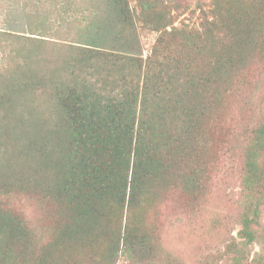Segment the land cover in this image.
<instances>
[{
  "label": "trees",
  "instance_id": "trees-1",
  "mask_svg": "<svg viewBox=\"0 0 264 264\" xmlns=\"http://www.w3.org/2000/svg\"><path fill=\"white\" fill-rule=\"evenodd\" d=\"M28 3L0 12V264H159L161 211L196 235L221 156L236 151L239 228L221 257L264 264V0H199L200 27L170 30L158 0H97L90 14ZM137 7L165 29L144 64ZM238 100L251 116L236 129Z\"/></svg>",
  "mask_w": 264,
  "mask_h": 264
},
{
  "label": "rangeland",
  "instance_id": "rangeland-1",
  "mask_svg": "<svg viewBox=\"0 0 264 264\" xmlns=\"http://www.w3.org/2000/svg\"><path fill=\"white\" fill-rule=\"evenodd\" d=\"M27 2V0H21V2ZM29 6L38 8L45 14L50 9H53L54 3H59L60 0H28ZM97 0H73L77 8H81L85 11V14H90L94 11L93 3ZM159 10L165 17V4L167 10L170 12L171 19L173 20L171 25L166 27L170 30L172 25L180 27L187 25L188 27L198 28L200 27V11L197 9L199 0H158ZM51 3V4H50ZM7 0H0V12L5 8ZM56 4V6H57ZM74 5V7H75ZM141 9L137 7L135 9L134 23L135 30L138 37V48L141 51V57L143 64L147 58L150 57L152 49L157 47L158 39L165 40V29L156 30L157 23L154 21H148L146 18V12L140 13ZM52 15L51 17H55ZM76 17V16H75ZM74 18V17H73ZM79 19V17H76ZM1 20V19H0ZM0 21V27L1 25ZM54 26L62 25L59 28L62 39L67 40L74 37L73 26H68L65 22L60 21L57 25L53 22H49ZM71 32V33H69ZM69 36V37H68ZM258 94L255 93L251 98V102L255 105L258 104ZM232 116L235 123L228 117L221 123L222 128L227 130L229 122L231 120L233 126L237 129V126H241L248 117L251 116L250 105L242 100L234 102L232 107ZM225 132H222L221 139L225 138ZM224 153V152H223ZM223 166L218 167L216 173L220 174L213 180V186L211 187V194L209 199V207L206 209L208 212L198 218H194L190 212L187 218L193 217L196 235L190 233L189 223L186 219L177 214H173L171 211L165 209L161 211L159 227H160V248L158 256L160 259L159 264H165L167 256L175 258L179 254L190 264H201L209 252L215 254L216 257L221 260L219 264H224V258L221 257L224 250L225 243L230 235H235L236 230L239 228L237 223V212L241 203V193L236 178L237 168L240 163L239 154L236 152H229L224 156ZM12 203L14 206L23 210L24 212L33 215L34 217L39 214L37 205H35L34 199L28 197L25 194H13ZM198 215V214H197ZM197 215L195 217H197ZM227 222V224H225ZM261 222L264 224V206L262 207ZM45 225L46 224H39ZM42 227V226H41ZM41 237L45 240V233L41 232ZM252 252L259 251V244L251 246ZM201 262V263H200ZM123 263L119 260V264ZM124 264V263H123ZM216 264V260H215Z\"/></svg>",
  "mask_w": 264,
  "mask_h": 264
}]
</instances>
